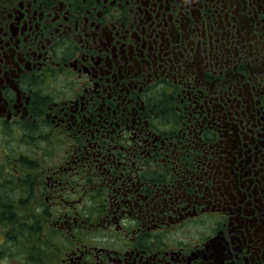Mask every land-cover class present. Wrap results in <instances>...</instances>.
<instances>
[{
    "label": "flooded vegetation",
    "instance_id": "flooded-vegetation-1",
    "mask_svg": "<svg viewBox=\"0 0 264 264\" xmlns=\"http://www.w3.org/2000/svg\"><path fill=\"white\" fill-rule=\"evenodd\" d=\"M0 264H264V0H0Z\"/></svg>",
    "mask_w": 264,
    "mask_h": 264
}]
</instances>
